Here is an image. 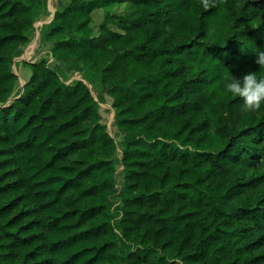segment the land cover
Returning <instances> with one entry per match:
<instances>
[{"label":"trees","instance_id":"16d2710c","mask_svg":"<svg viewBox=\"0 0 264 264\" xmlns=\"http://www.w3.org/2000/svg\"><path fill=\"white\" fill-rule=\"evenodd\" d=\"M204 3L71 0L42 29L82 78L23 60L21 88L46 0H0V264H264V105L226 88L264 74V0Z\"/></svg>","mask_w":264,"mask_h":264},{"label":"rangeland","instance_id":"374dc122","mask_svg":"<svg viewBox=\"0 0 264 264\" xmlns=\"http://www.w3.org/2000/svg\"><path fill=\"white\" fill-rule=\"evenodd\" d=\"M71 0H46V5L43 12L36 17L33 23V29L28 33L29 39L19 47L13 57L12 67L14 72L18 75V85L21 87L30 76V69L23 63V60L34 62L40 58H46L47 61L54 67L61 69L64 74L66 82L71 83L77 78H82V63L74 60L69 56L51 54V46L53 40L44 36L43 25L48 23L55 11L66 6ZM126 4L114 3L105 7L95 8L91 12L92 24L97 29L98 24L102 21L104 14L109 11L111 13H121L125 10ZM111 28L116 29L115 24L110 25ZM94 97L99 102V113L101 121L107 125V129L118 143L121 139V134L114 123L115 108L112 105V97L108 94H101L91 87ZM117 156L120 157V147H118ZM121 165L117 167L116 175L117 181L120 180L119 172Z\"/></svg>","mask_w":264,"mask_h":264},{"label":"clouds","instance_id":"9594fccd","mask_svg":"<svg viewBox=\"0 0 264 264\" xmlns=\"http://www.w3.org/2000/svg\"><path fill=\"white\" fill-rule=\"evenodd\" d=\"M204 6H209L205 0ZM250 48L255 53V62L264 65V46ZM227 90L234 96L242 98L243 105L247 110L256 111L264 105V74H257L254 70H249L241 76L231 74L226 83Z\"/></svg>","mask_w":264,"mask_h":264},{"label":"water","instance_id":"95a60500","mask_svg":"<svg viewBox=\"0 0 264 264\" xmlns=\"http://www.w3.org/2000/svg\"><path fill=\"white\" fill-rule=\"evenodd\" d=\"M14 71V70H13Z\"/></svg>","mask_w":264,"mask_h":264}]
</instances>
